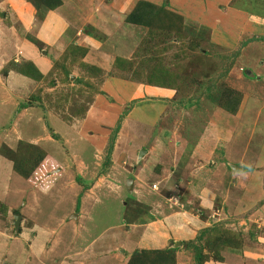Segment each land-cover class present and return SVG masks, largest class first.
<instances>
[{
	"label": "crops",
	"instance_id": "crops-1",
	"mask_svg": "<svg viewBox=\"0 0 264 264\" xmlns=\"http://www.w3.org/2000/svg\"><path fill=\"white\" fill-rule=\"evenodd\" d=\"M121 1L84 0L87 7L81 8L83 10L79 12L77 21L71 24L70 18L61 12L67 0H62L61 6L54 10H47L42 19L38 18L34 6L27 0H0V104L4 99L2 107L7 106L6 110H9L7 119L0 114L2 121L0 143H5L11 149L15 146L13 144L19 140L38 144L60 166L62 165L60 168L56 167L53 172H57L59 176L63 173L60 178L57 177L50 184L47 190H43L18 174L13 169V162L0 151V264H127L136 250L167 248L176 249L175 264H195V253L189 246L190 241L196 238L200 230L212 225L215 219L213 217L217 216L213 215L214 210L217 209L215 197L220 200L222 196V193L219 195L215 192L211 184L216 169L214 161L208 160L207 165L191 172L193 177L188 182L189 179H184L182 175L183 172L189 170L187 167L189 163L187 162L186 165L183 162L182 164L178 160L187 150L185 139L174 153L180 152L176 156L172 154V151L170 155L162 153L159 156L160 154L153 153L150 148L145 151L142 159H139L137 155L142 145L139 139L140 128L153 127L152 130H154L159 121L168 117L169 106L165 90L170 89L148 85L146 92L150 90L157 94L154 100H141L144 97L142 92V96L136 93L140 101L133 104L123 119V127L119 129L113 144L111 161L115 163L110 171L108 170L109 172L97 173L95 177L90 176L93 171L87 168L89 158L95 160L103 154L108 136L119 116L120 105L135 98L134 88H126L123 83L111 81L113 79L109 82L110 89L99 86V90L107 96V104L103 106L97 103L102 94L96 93L93 98L94 104L89 105L85 113L75 118L74 121H68L69 125L75 126L73 130L66 124L67 120L55 116L50 109V102H44L45 99L51 97V90L57 87L51 82L54 77L50 79L53 66L56 60L60 59L67 45L72 42L87 47V53L82 59L85 63L99 67L103 71L111 68L110 70L118 73L119 70L112 66L115 57H111L106 66L92 60L91 51L98 45L81 29L85 23L89 22L88 25L95 29L106 31L105 24L111 18L119 20L120 16H123L124 20L137 0ZM148 1L157 5L163 4L164 1L170 11L184 18V22L208 27L210 33L212 35L215 33L216 36L219 33L218 27L224 31L229 24L233 25L229 21L231 17L235 20L240 19L241 27L254 23L255 29L258 27L259 30L264 29L261 23L264 16L263 11L258 13L248 8V13L238 7L231 9L229 5L227 6V1L230 0ZM220 5H225V7L221 8ZM2 13L4 16L1 15ZM238 14L239 19H236L235 16ZM88 15H90L89 18H87ZM14 16L17 24L21 26L20 29H23L25 33L23 36L12 32L9 28H14L8 22ZM71 30L73 31L69 33ZM27 35L35 39L38 44L31 42ZM250 41L244 44L243 50L250 47ZM24 61L34 64L44 77L41 80H35L12 69V62L22 63ZM3 69L7 71L3 73ZM233 70L237 71V68L234 67ZM5 98L10 101L6 103ZM112 98L115 101L112 102ZM21 102L27 105L18 110ZM14 127H17V130ZM100 129H103L102 132ZM57 133L60 137L58 139L64 142H67L66 138L73 133L74 141L79 138L85 143L72 146L74 142H70L68 147L70 154L66 156L64 149L57 144L58 140L55 138ZM95 134L97 137L101 135L103 140L98 142L93 139ZM207 138L206 135L200 138L190 157L199 156V153H202L203 157L206 156L208 152L197 148L199 144H204ZM11 141L14 143L8 145ZM63 141H61L62 146ZM84 148L85 150L91 149V153L88 155V152H83ZM146 154L160 157L157 161L160 164H157L156 168L162 172L153 179L156 181L153 183H156L157 189L152 188V182H145L146 171L150 169ZM123 159L131 162L129 164L133 166L132 169H137L136 175L132 177V189L126 190L128 193L132 192V199L122 193V190H125L123 179L126 181L130 178L129 173L132 171L128 170V164L126 165ZM118 160H123L120 168L123 171L121 181L120 170L115 167ZM68 162L73 170L75 166L79 170V172L74 170L71 178L70 167H67ZM166 166L172 170L176 188L184 194L187 193L188 200H194L196 211L191 210L190 204L184 199L180 201L175 196L178 204L170 201L171 197L168 195L174 185H171L168 179L166 187L164 185L159 189L158 185L164 179L161 175H165L167 171ZM242 167L240 170H235V177L239 178V175L244 176L248 173L251 175L252 170L242 171ZM219 170L224 173L223 183H230L233 171L230 172L221 167ZM66 173L69 174L65 176ZM78 174L87 180L79 184L75 178ZM200 176L207 181L205 185L195 184ZM250 184L254 187V183ZM244 186L243 188H246V185ZM251 193L248 195L256 196L253 203L249 202L251 207L255 205V202H259V205L254 210L255 213L248 216V221L251 220V228L252 226L257 227L258 231L255 230L256 232L251 236L239 232L243 237L241 248H224L220 252L222 260L210 257L203 264H264V226L260 224V220L264 222V190L256 192L254 188V192ZM101 194H109L113 198L121 199L120 203L123 200L121 206L125 208L124 213L128 211V214L120 213L112 223L104 225L102 230L92 234L91 226H88L91 221L89 206ZM248 195L240 197L236 202L244 203ZM127 199L133 202L131 207L125 202ZM220 203L223 212L220 210L221 217L217 216L216 220L220 219L223 225H229L227 221L230 216L227 214L229 215V212L231 213L236 207L232 209L233 202H226L225 197ZM140 213L143 214L140 215ZM14 214L20 215L18 228L13 225ZM253 221L257 224L253 225ZM239 230L244 231L246 228L240 226ZM203 252L206 251L203 250Z\"/></svg>",
	"mask_w": 264,
	"mask_h": 264
},
{
	"label": "rangeland",
	"instance_id": "rangeland-1",
	"mask_svg": "<svg viewBox=\"0 0 264 264\" xmlns=\"http://www.w3.org/2000/svg\"><path fill=\"white\" fill-rule=\"evenodd\" d=\"M27 1L32 5L31 0ZM230 1H227V6L229 5V8L231 9L232 7H238L247 12L248 8L253 12H264V0ZM119 2L122 1L119 0ZM65 4L66 5L62 8L61 12L70 18L69 21L71 24L77 21L79 12L83 10L81 8L83 6L84 8L87 7L84 0H67ZM87 4H89V2H87ZM223 6L225 7V5H220L221 8ZM6 11L10 13L9 10L6 9ZM46 12L47 10L39 12L36 10L39 19H42ZM250 15L253 16L254 14L250 13ZM89 17L90 15L87 16V18ZM235 18L239 19V14L235 16ZM229 21H231L233 25L229 24V27L224 31L218 27L219 30L217 31H219V33L217 36L215 33L212 35L210 30L209 32H205V39L202 41L194 39L196 38L195 35H198L200 31L199 27L202 25L193 23H187L189 25L188 29L190 33L185 30L180 31V33L173 31L169 38L165 39L162 35L158 36V29H154L155 33L149 34L148 27L126 23L123 20V16H120L119 20L117 18H115V20L111 18L110 21H107V24H105L106 31L95 29L88 25L89 22H87L82 26L81 30L83 33L87 34L88 28H92L89 30L90 34L88 33V35L93 38L98 45L97 48H93L94 50L91 51L90 54V57L95 63H102L106 66L111 57L120 56L129 60L134 59L135 66H133L131 71L124 73H116L110 70L111 68H109L108 71H103L101 69L98 76L90 78L88 77V74L81 70L77 65L68 62L67 59L64 58L65 54L63 53L60 56V59L56 60V66H53L54 71L51 73L50 78L52 79L54 77L51 82L54 81L52 85L56 84L55 86L57 87L55 90H51V97L47 98V100L45 99L44 102H50V109L54 112L55 116L67 120L66 124L69 125L68 121H74L75 118H78L83 114V110H87L89 105L92 103L94 104L93 98L96 93L102 94L97 103L102 104L103 106L107 104V96L103 94L104 92L99 90V86L110 89L109 82L111 79H113L111 81L123 83L126 88H134L135 94L139 93V96H142V92L144 97L141 98V100H154L157 97V94L152 93L150 90L146 92L148 84L144 78V73H142L139 68H136L137 63L142 59L149 57L151 58V65L161 62L169 71L176 69L179 75L185 77L183 81L180 82L178 90H165V96L167 97L166 100L169 106L168 117L159 121L154 130H152L153 127L140 128L139 139L141 141L140 144L142 145L138 150V154L140 150L143 149L144 151H147V149L150 148L153 153L157 152L160 154L159 156H161L162 153L163 155H170L171 151L172 154L176 156L180 152L177 154L174 153H176L181 146V142L185 139L186 149L187 145L190 149L186 150L178 160L181 161L182 164L183 162H185L186 165L189 163V166H187L189 170L183 172L182 177L184 179L188 178V182H190V179L193 177L191 176V172H194L195 169H199L205 164L207 165V161H211L212 159L216 165V169L211 184L217 194L219 193L220 195V193H222L220 200L215 197V201L217 202L215 207L223 212V209L220 208V202H222L224 197L226 202H233L232 209L236 207V211L234 209L231 213L229 212V215L227 214V216H230L227 221L229 225L224 226L230 227L233 231L240 233L243 232L244 234H249V236H251L256 232L255 230H257V227L255 228L252 226L251 228V220L248 221V216L255 213L254 210L258 208L259 202H255V205L253 204L254 206L252 205L251 207L250 203L255 201L254 198L256 199V196L248 194L254 192V188L256 192L264 190V41L259 39L260 36H264V29L259 30V27L255 29V27H253L254 23H250L249 25H246V27L242 25L241 27L240 19L235 20L233 17H231ZM8 22L14 27H9L12 29V32L18 33L21 36L25 34L23 29H20L21 26L17 24L15 16ZM72 31L73 30L69 33ZM190 34H192V36ZM248 41L251 43L250 47H248L247 50H243V46H245L244 44H247ZM147 45L148 47L145 48ZM203 50L205 53H202ZM237 52L238 55H236L235 58V53ZM231 61H234L232 65ZM177 65L182 66V69L178 68ZM234 67L237 68V71L233 70ZM246 73L251 77H246ZM72 75H74L73 78H71ZM227 87L235 89L242 94L239 109L233 115L221 109L215 102L222 98V91ZM166 94L170 96L168 97ZM46 95H48V93ZM138 95L136 94L134 99H129L127 102L120 105L119 116L121 114L124 115L118 124L120 130L123 127V119L129 113L133 104L140 101V99L137 98ZM3 100L0 104V114L4 116V119H7L9 117V110H6L7 106L2 107L4 104ZM5 101L7 103L10 99L5 98ZM113 101H115L114 98H112V102ZM118 118L116 119V122ZM116 122L114 123V127L116 126ZM1 123L2 121L0 120V125ZM69 126H71V130L75 127L72 124ZM14 128L17 130V127ZM102 130L100 129V132H102ZM110 133L108 139L112 135V131ZM60 134L62 133L60 132ZM85 134L87 135V133ZM85 134L83 135L86 136ZM58 135L59 134L57 133V136ZM205 135L208 137L207 141L204 144L200 142L201 144H199L200 146H198L197 149L208 152L206 153L207 157H203L202 153H199V156L196 155L190 157L191 152L195 149L200 138ZM78 136L79 135H77V137ZM74 138L73 133H70L66 138L67 142L56 138L58 140L57 144L64 149L63 151L66 156L70 154L68 149L70 142H74L72 146H76L79 143L80 146L85 143V141H81L79 138L74 141ZM93 139L98 142L103 140L101 135L100 137H97L96 134ZM19 141L27 142L25 140ZM61 141H63V146ZM18 142H8V145L14 143L13 145L15 146L12 149L5 143H0V151L2 153L6 151L9 153V150L16 149ZM30 144L39 146L34 143ZM31 151L34 154L32 149ZM103 151V154L100 157L98 156L97 159L93 160L89 158L87 168L93 171L90 176L93 175V177H95L97 173L99 174L103 171L108 146H106ZM83 152H88L89 155L91 149L85 150L84 148ZM35 155L37 158V154ZM147 155L148 154L145 156L150 169L146 171L145 182L153 183L156 182L153 180L156 178V175L162 172L156 168V165L160 164V162H157L160 160V157L155 156L154 154L153 156ZM123 160H125L126 165L128 164V170H132L130 173L128 172L130 175L127 174L130 177H134L133 175H136L137 169H132L133 166L129 164L131 163L129 160ZM123 160L116 161L115 166L116 169L120 170V181L123 173L122 169H120ZM55 162L57 161L55 160ZM39 163H41V161H39ZM114 163L111 161L110 155V163L107 165L106 171H110ZM55 164L58 165H56L57 168L62 166L58 163ZM67 164L66 166L70 167L69 173L71 174V178L73 171L76 170L79 172V170H77L78 168L76 166L73 170L71 164H69V162ZM225 165H240L241 167L242 165H245L246 167L251 166L252 168L250 170H252V176L248 173L244 176L239 175V178H237L235 177L236 174H234L236 173V170L233 171V178L230 183L225 184L223 183L224 173L219 170L220 167L225 168ZM166 167V176L161 175V178L164 179H162V183L158 185L159 189L164 185L166 187V181L169 180L171 185L173 184L174 186L172 191H170V194L167 192V194H169L168 196L176 193L179 195L180 201L184 199L185 202L190 204L189 208L196 211L194 200H188V194H184L176 188L174 181L175 177L172 176V170H170L168 166ZM83 171L84 173L86 172L85 169H83ZM68 174L66 173L65 176ZM62 175L63 173L60 176L58 174L57 177L60 178ZM77 177H80L83 181L87 180L86 178H82L80 174L75 176L76 180ZM84 177L86 176L84 175ZM122 183L125 189L122 190V193L126 194L127 198L132 199V192L128 193L126 191L125 179H123ZM206 183L207 181H205V178L200 176L195 184L205 185ZM250 183H254V187ZM244 185H246V188H243L245 187ZM245 195L248 196L244 200V203L242 201L236 202L240 197ZM119 200L121 199L113 198L109 194H101L98 199L91 202L89 206L91 210V221H89L88 226H91L90 230L92 234L98 233L104 228V225L112 223L120 213L123 215L128 214V211H125L124 213L125 208L121 206L123 200L121 203ZM125 202H127V205L130 207L133 204V202L128 201V199ZM141 210L143 211L142 208ZM135 211L138 210L135 209ZM138 213L139 212H137V214ZM243 213L245 214L244 216L241 215ZM142 214L143 213H140V215ZM217 216L221 217V212ZM217 216L214 217L215 219H213V223L221 222L220 219L216 220L218 218ZM252 223L254 225L255 222L253 221ZM260 224L261 226H264L262 220H260ZM240 226L246 228L244 231H247L248 233L239 230ZM258 229L260 230V228ZM206 238L203 237L201 242H198L197 245L202 246V243L204 242L203 246H205ZM197 245L193 243L189 244L194 253L196 252L195 247H198ZM205 251V253H209L206 249Z\"/></svg>",
	"mask_w": 264,
	"mask_h": 264
},
{
	"label": "trees",
	"instance_id": "trees-1",
	"mask_svg": "<svg viewBox=\"0 0 264 264\" xmlns=\"http://www.w3.org/2000/svg\"><path fill=\"white\" fill-rule=\"evenodd\" d=\"M31 3L39 12L56 9L57 7L61 6L62 0H31ZM1 15L4 16L3 13ZM124 21L129 24L148 27L149 34L155 33L154 29H158V36L162 35V37H164L165 39L169 38L171 32L173 33V31H175L176 33H180V31L185 30L190 33L188 29L189 25L187 24V22H184V18L180 14L170 11L167 8L166 3L157 5L148 0H137L132 10L126 15ZM261 23L262 26H264V16ZM90 29L92 28H88V32L86 31L87 34L89 33ZM199 30L200 31L198 35H195L196 38L194 39L202 41L205 39L204 33L209 32L210 29L205 26H200ZM190 35L192 36V34ZM28 39L31 42L38 44L35 39L29 36ZM259 39L261 41H264V36H260ZM147 47L148 45L145 48ZM86 53L87 47L75 43H70L67 45L64 51V58L67 59V61H69L71 64L77 65L81 70L85 71L88 74V77H96L101 72V69L94 65L85 63L82 60ZM202 53H205L204 50L202 51ZM236 55H238V52L235 53V58ZM150 61L151 58H144L137 63L136 67L139 68L142 73H144L146 83L150 86H157L160 88H167L175 91L178 90L179 84L181 81H183L185 76L179 75L176 69H173L172 71L167 70L165 65H163L161 62L151 65ZM233 62L234 61H231V65L233 64ZM112 66L113 68L119 70L118 72H129L132 70L133 66H135V61L134 59L129 60L124 57L117 56L115 57ZM177 66L178 68L182 69V66ZM11 67L14 71L35 80H41L44 77L31 62H12ZM6 71L7 69H3V73H5ZM245 76L251 77L247 73L245 74ZM53 82L54 81H52V83ZM221 97V99L215 101L216 104L227 113L231 115L235 114L239 109L242 100V94L235 89L227 87L222 91ZM25 105H27V103L21 102L17 109L19 110ZM82 113H85V110H83ZM123 117L124 115L122 114L119 116L116 122V126L111 130L112 135L107 141L108 151L104 163L105 165H103L104 169L103 171H101L103 173L106 172V167L110 163V155L112 153L113 144L120 128L118 124ZM55 138L59 137L55 135ZM31 149L34 151V154L32 153ZM189 149L190 148L187 145V150ZM3 153L7 154L8 158L13 162V169L18 174L28 179L36 186H39L43 190H47L50 184L57 178L58 173L53 172L54 169L58 166L57 164H55L57 162H55V160L51 158V156H49V154L42 147L32 145L28 142L19 141L16 149L9 150V153H7V151ZM35 154H37V158ZM39 161H41V163H39ZM54 165L57 166L55 167ZM225 169L230 172L235 171L230 167V165H225ZM250 169L251 168L246 167L245 165L242 167V171ZM76 181L79 184L83 182L80 177H77ZM214 211L219 212L216 215L220 214L219 209H215ZM244 215L245 214H243L242 216ZM203 237H207L206 241L204 239L206 245L203 246L204 242L202 243V246L197 245L198 242H201V239ZM191 243L198 246L195 247V264H203L210 257L216 260H222L220 252L224 248H241L242 236L239 232L231 230L230 227H225L222 222H214L210 227L200 230L196 238L192 240ZM205 249L209 253H204L203 250ZM175 250L176 249L173 248H167L163 250H136L129 258L127 264H175Z\"/></svg>",
	"mask_w": 264,
	"mask_h": 264
},
{
	"label": "water",
	"instance_id": "water-1",
	"mask_svg": "<svg viewBox=\"0 0 264 264\" xmlns=\"http://www.w3.org/2000/svg\"><path fill=\"white\" fill-rule=\"evenodd\" d=\"M72 78V77H71ZM145 151L142 149L139 151V154H138V158L141 159L144 155ZM230 167L232 169H235V170H240L241 169V166L240 165H230ZM132 184H133V179L132 178H128L126 180V183H125V186L128 190H131L132 188ZM13 225L15 228H18L19 226V219H20V215L19 214H14L13 216Z\"/></svg>",
	"mask_w": 264,
	"mask_h": 264
},
{
	"label": "flooded vegetation",
	"instance_id": "flooded-vegetation-1",
	"mask_svg": "<svg viewBox=\"0 0 264 264\" xmlns=\"http://www.w3.org/2000/svg\"><path fill=\"white\" fill-rule=\"evenodd\" d=\"M143 158V157H142ZM141 158V159H142ZM132 189V188H131ZM178 197L179 198V195H177L176 193H173V194H171L169 197H171V199H170V201H172L173 203H175V204H178V199L176 198V197ZM173 197V198H172ZM168 199V198H167ZM180 199V198H179Z\"/></svg>",
	"mask_w": 264,
	"mask_h": 264
},
{
	"label": "built area",
	"instance_id": "built-area-1",
	"mask_svg": "<svg viewBox=\"0 0 264 264\" xmlns=\"http://www.w3.org/2000/svg\"><path fill=\"white\" fill-rule=\"evenodd\" d=\"M152 187H153L154 189H156V188H157V185H156V184H153ZM217 213H219V212H215V213L213 212V215H216Z\"/></svg>",
	"mask_w": 264,
	"mask_h": 264
},
{
	"label": "clouds",
	"instance_id": "clouds-1",
	"mask_svg": "<svg viewBox=\"0 0 264 264\" xmlns=\"http://www.w3.org/2000/svg\"><path fill=\"white\" fill-rule=\"evenodd\" d=\"M130 178H132V177H130ZM153 184H156V183H153ZM153 184H152V185H153ZM152 188H153V187H152ZM156 189H157V188H156Z\"/></svg>",
	"mask_w": 264,
	"mask_h": 264
}]
</instances>
